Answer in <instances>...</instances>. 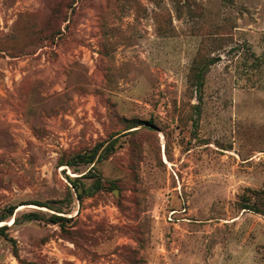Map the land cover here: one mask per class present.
Listing matches in <instances>:
<instances>
[{
	"label": "rangeland",
	"instance_id": "374dc122",
	"mask_svg": "<svg viewBox=\"0 0 264 264\" xmlns=\"http://www.w3.org/2000/svg\"><path fill=\"white\" fill-rule=\"evenodd\" d=\"M260 191L264 0H0V264H264Z\"/></svg>",
	"mask_w": 264,
	"mask_h": 264
},
{
	"label": "trees",
	"instance_id": "16d2710c",
	"mask_svg": "<svg viewBox=\"0 0 264 264\" xmlns=\"http://www.w3.org/2000/svg\"><path fill=\"white\" fill-rule=\"evenodd\" d=\"M196 87H197V90L198 91H201L202 87H203V84H202V81L198 82L196 84ZM98 149L99 148H96L90 152H87V153H84L82 155H79L76 159L79 160V162L81 163H84V164H93L95 163L96 159H97V152H98ZM115 149V143H112L110 144L109 146H107V148H105L104 150V153H103V156L102 159H106L107 157H109L110 155H112L113 151ZM99 159V158H98ZM97 159V161H98ZM61 166H74V164L68 162V163H65V164H60ZM257 197L259 195L260 198H263L264 199V191H260V192H257ZM32 205H36L38 207H48L47 204H40V203H37V204H32ZM260 204L256 202H254L253 204H245L243 210H246V211H250V212H253V213H262L264 214V200H263V204ZM16 209V208H15ZM15 209H11L8 213V218L10 217H13L14 213H15ZM23 219L25 221H33V220H39L41 219V216L40 214L38 213H28V214H24L23 215ZM4 221V218H0V224L1 222ZM49 221L52 222V223H60L61 221H63V218L61 216H58V215H52L50 216L49 218ZM18 220L16 219L14 221V224L17 223ZM5 230H7V227L6 226H2L0 227V235H5Z\"/></svg>",
	"mask_w": 264,
	"mask_h": 264
},
{
	"label": "bare ground",
	"instance_id": "6f19581e",
	"mask_svg": "<svg viewBox=\"0 0 264 264\" xmlns=\"http://www.w3.org/2000/svg\"><path fill=\"white\" fill-rule=\"evenodd\" d=\"M13 221H11L10 223L12 224Z\"/></svg>",
	"mask_w": 264,
	"mask_h": 264
}]
</instances>
